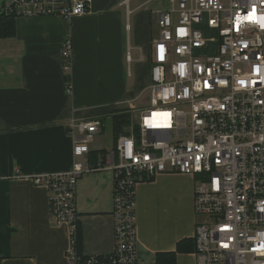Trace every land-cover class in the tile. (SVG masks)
Wrapping results in <instances>:
<instances>
[{"label": "built area", "instance_id": "1", "mask_svg": "<svg viewBox=\"0 0 264 264\" xmlns=\"http://www.w3.org/2000/svg\"><path fill=\"white\" fill-rule=\"evenodd\" d=\"M91 3L4 0L0 14L69 20L87 13ZM167 3L156 15L148 105L128 103L131 123L104 164L84 159L102 121L78 119L68 125L72 166L22 175L47 188L52 221L68 226L69 264L136 263L135 185L160 173L193 178L195 264H264V0ZM253 8L255 17L248 19ZM61 57L63 70L70 71V36ZM98 169L113 173L114 249L86 255L77 248L76 185Z\"/></svg>", "mask_w": 264, "mask_h": 264}, {"label": "crops", "instance_id": "2", "mask_svg": "<svg viewBox=\"0 0 264 264\" xmlns=\"http://www.w3.org/2000/svg\"><path fill=\"white\" fill-rule=\"evenodd\" d=\"M167 5V0H92L87 13L69 20L17 17L15 35L0 38V264H69L68 226L52 221L47 188L22 175L72 166L71 120L100 119L102 130L89 143V154L109 151L107 145H92L103 135L105 121L111 123V116L135 103L149 85L156 15ZM68 36L73 57L65 72L61 48ZM94 162L104 164L105 157L98 154ZM113 186L109 169L78 179L83 254L114 249ZM195 221L191 176L140 178L134 264H156L161 253L168 254L161 264H195L194 249H179L183 240L193 239Z\"/></svg>", "mask_w": 264, "mask_h": 264}, {"label": "trees", "instance_id": "3", "mask_svg": "<svg viewBox=\"0 0 264 264\" xmlns=\"http://www.w3.org/2000/svg\"><path fill=\"white\" fill-rule=\"evenodd\" d=\"M15 35V19L11 16H4L0 14V38H11ZM111 129H112V136L113 141L115 143L116 138L121 134L126 132L125 128L128 127L131 123L129 113L122 111L120 113H115L111 116ZM100 154L105 157L106 152L99 151V152H90L89 160L95 164V159L97 155ZM80 240H81V233L80 228L78 226L77 229V248L80 249ZM194 240H183L180 244L179 249L183 251H188L194 249ZM80 251V250H79ZM168 254H158L156 256V264H161L162 258L166 257ZM171 257L173 255H170Z\"/></svg>", "mask_w": 264, "mask_h": 264}, {"label": "rangeland", "instance_id": "4", "mask_svg": "<svg viewBox=\"0 0 264 264\" xmlns=\"http://www.w3.org/2000/svg\"><path fill=\"white\" fill-rule=\"evenodd\" d=\"M147 91L144 92L136 101L135 104L137 107H142L145 108L147 107V102L145 103V101H147ZM130 115V114H129ZM130 120H131V115H130ZM102 136L100 138H97L96 141L97 143L93 144L92 146H100L99 144L103 145H107V147L109 148V151L113 150V139H112V129H111V123L109 120H106L104 123V130L102 132ZM105 147V146H103Z\"/></svg>", "mask_w": 264, "mask_h": 264}, {"label": "snow or ice", "instance_id": "5", "mask_svg": "<svg viewBox=\"0 0 264 264\" xmlns=\"http://www.w3.org/2000/svg\"><path fill=\"white\" fill-rule=\"evenodd\" d=\"M254 17H255V9L253 8V11H252V13L249 14L248 19H253ZM262 26H264V25H262ZM161 115L167 116L168 114L164 113V114H161ZM261 247H264V245H261Z\"/></svg>", "mask_w": 264, "mask_h": 264}, {"label": "water", "instance_id": "6", "mask_svg": "<svg viewBox=\"0 0 264 264\" xmlns=\"http://www.w3.org/2000/svg\"><path fill=\"white\" fill-rule=\"evenodd\" d=\"M4 0H0V5H1V3L3 2Z\"/></svg>", "mask_w": 264, "mask_h": 264}]
</instances>
